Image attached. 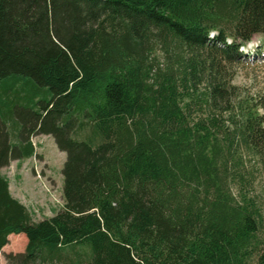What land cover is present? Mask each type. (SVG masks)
<instances>
[{"label":"trees","instance_id":"obj_1","mask_svg":"<svg viewBox=\"0 0 264 264\" xmlns=\"http://www.w3.org/2000/svg\"><path fill=\"white\" fill-rule=\"evenodd\" d=\"M255 36L264 0H0V169L34 135L65 153L51 218L0 175L6 264H264V95L234 84Z\"/></svg>","mask_w":264,"mask_h":264},{"label":"rangeland","instance_id":"obj_2","mask_svg":"<svg viewBox=\"0 0 264 264\" xmlns=\"http://www.w3.org/2000/svg\"><path fill=\"white\" fill-rule=\"evenodd\" d=\"M256 47L264 51V39L260 36H255L241 48L244 56L234 78V84L250 96L264 95V54L256 56ZM30 141L34 155L28 159L10 161L8 166L0 169V175L7 179L12 196L31 212L32 219L40 221L53 217L63 206L61 169L65 153L57 149L50 136L34 135ZM244 166L246 172L254 167L258 169L247 156ZM255 176L249 193L259 198L264 216V185L258 172H255ZM26 243L23 234L8 236V242L0 252V264H6L5 258L10 254L23 253Z\"/></svg>","mask_w":264,"mask_h":264},{"label":"crops","instance_id":"obj_3","mask_svg":"<svg viewBox=\"0 0 264 264\" xmlns=\"http://www.w3.org/2000/svg\"><path fill=\"white\" fill-rule=\"evenodd\" d=\"M9 191H10V194H11V190H10V186H9ZM12 195V194H11ZM16 199V198H15Z\"/></svg>","mask_w":264,"mask_h":264}]
</instances>
